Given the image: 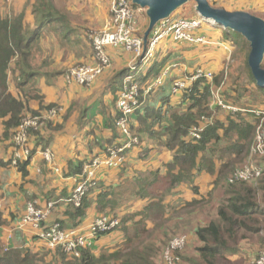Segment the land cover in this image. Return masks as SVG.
Segmentation results:
<instances>
[{"label":"crops","instance_id":"0c3cea01","mask_svg":"<svg viewBox=\"0 0 264 264\" xmlns=\"http://www.w3.org/2000/svg\"><path fill=\"white\" fill-rule=\"evenodd\" d=\"M209 1L216 5V7L230 12L240 11L250 14H252L251 12H255V16L264 19V0ZM109 5L110 0H89L84 3L82 12L87 10L86 7H90V13L85 18L93 15L96 20H103V22H97L99 25H95V23L88 28L94 30H102L104 28L109 20L107 13ZM134 13L135 20L138 23L137 35L144 38V34L149 26L147 9L140 7L134 9ZM181 18L176 16V19ZM33 19L35 22V17ZM66 22L67 20L63 23L66 25ZM55 25L57 26V24ZM72 30V28L67 26L62 28V31H66L69 34ZM62 31H58L57 29L52 31L47 26L45 34L48 38L49 36H55L53 32ZM90 31L93 30H88L87 33ZM87 33L83 32L82 25L77 24L74 35L68 38L63 37L62 39L64 40L61 41L59 46H56L55 53L47 48L45 41L43 42L45 36L42 38L41 50L43 48L44 55L40 60L39 58L36 60L39 76L34 83L31 82L34 86L33 89L31 87V93L32 96H37V93L43 97L32 98L29 104L32 110L35 109L34 111H38L39 108L32 106L33 99L39 105L41 101L46 106L51 104L57 105L58 115L65 118L59 119L60 121L56 120L55 122V124L62 125V128L52 130V141L50 144L54 155L52 162H46L41 153H36L28 168L30 176L26 180L11 165H8L5 169L12 170L0 169V174L3 171L10 172L12 180L14 179L12 183L0 187V196L3 198V203L0 207V252L4 250L6 245H8L7 250L11 248L30 249L33 253L47 252L50 254L56 251L51 250L46 242L33 236L31 231H18L14 237L12 236L13 242H11L10 240L12 239L8 238V230L5 229L6 224H10L11 222L15 224L22 218L27 209L26 205L34 203L36 206L46 207L48 204L53 203L55 207L49 219L46 220L47 226L58 221H63L66 230L78 231L80 235L87 237L89 243L96 241V249L92 250L96 256L103 255L107 250L112 255L129 241L137 242L140 240L147 246V249L153 252L152 259L154 263L163 264L162 254L166 249L164 245L168 246L174 237L181 235L187 239V246L182 254L183 260L181 264H198L194 260L200 259L201 254L199 249L205 245L198 236L199 230L209 229L214 226L213 224L221 223L220 210L224 201L233 195L230 194L228 196V191L224 188V183L227 180L225 177L219 176L220 169L228 163L229 157L225 155L224 159H219L210 154L205 158L203 163V167L206 168L203 170L193 169V182L181 184H173L171 182L169 165L174 161L175 153L165 146L160 126L167 119L171 118L173 113L186 109L187 106L182 105L179 97L173 96L172 109L167 115L163 113L164 117L161 122L153 121L152 118H149L148 125H152L150 131L144 132L143 129L140 132L141 145L134 147L127 154L125 153L126 158L123 167L102 168L98 172L95 188L90 193L91 205L86 212L85 218L70 219L69 206L66 199L76 188L80 177L67 175L66 166L68 161H80L86 157L106 156L105 151L109 146L105 145L106 142L115 139L113 129H115V119L118 113L117 103L123 91V77L127 72L130 74L129 66L134 61L133 54L123 47H107L106 52L110 57V63L104 68L102 75L89 89H82L78 84L68 83L66 81L68 73L66 76L64 75L68 69L75 65L80 66L87 63L95 65L92 64L94 62L93 56L89 55L88 57L90 49L87 42L89 41ZM229 33L230 31L223 28L220 32L216 30L215 26L206 25L197 35H206L214 40L219 38L226 40V35H229ZM58 47L64 50L65 53L60 52ZM185 47L193 49L185 50ZM223 47L224 50H220L223 52L228 51L231 55L232 51H229L226 46ZM206 48L208 46L173 42L170 39L161 41L154 58L155 60L149 64H145L146 67H142V74H139L142 93L168 67L171 70L165 86H171V89L176 80L183 79L188 75L186 73L192 72L198 67L214 71L221 69V63H218L221 61V57L215 59L214 55V60L218 62L212 61L210 58L212 54L208 53ZM71 50L75 51L71 52ZM46 52L48 55L45 57ZM180 53L184 62L180 66V73H178V70L173 69V66L169 63L172 54L179 55ZM167 56L169 57L166 63L167 66L163 67V60L165 61ZM155 61L163 68H161L162 71L160 69V75L156 77L153 75L155 73H146L149 69L148 67L154 64ZM52 65H55L56 68L52 67L48 73L44 71L46 67ZM15 67L16 64L12 62L10 69H15ZM124 72L125 74L123 75ZM11 74L9 73V79ZM147 74H151V76ZM14 76L11 78H14ZM16 76L20 79L19 74H16ZM146 78L147 80H145ZM52 82L56 86L62 84L65 89V93L62 94L60 100L49 98L45 91V95L40 93L44 90L41 84L50 85ZM228 83L232 84L231 81ZM28 91H30V88H28ZM158 94L159 92L155 93L152 97H148L149 94L142 95L146 101L144 104L141 103V106L133 116V121L138 123L139 126V115H151L154 109L164 110V105L159 100ZM86 98L88 99L86 100ZM154 98L155 100L152 101ZM243 111H249L250 115H252L250 116V121L254 124V114L251 113L253 110ZM223 117L224 115L221 114L217 119H223ZM1 126L2 130L3 125L1 124ZM254 140L250 143L248 155L251 152ZM117 141L116 139L115 142ZM101 142L104 145H100L99 143ZM11 143L10 141H6L5 144L0 146L1 151L5 154H11L8 157H0V162L9 164L15 157L16 151L11 146ZM220 143L222 146L225 144L223 142ZM102 146L106 147L104 151ZM173 174H177V171L174 170ZM48 183L52 185L43 190V185ZM10 184L13 185L12 189H8ZM261 184L260 190H264ZM39 187L42 188L41 191ZM106 192L108 193L107 197L103 196ZM259 202H256L257 207L253 210V216L262 215L260 221L264 224V205ZM101 215H108L119 219L121 227L98 239V237L90 235L89 228L94 219ZM235 219L238 218L236 217ZM69 224L71 227H69ZM221 226L224 227V224L222 223ZM260 227V229L250 227L251 230L249 228L239 230V227H234V231L238 229L236 230L238 232H235V239L228 237L226 229V233H223V235L229 246L224 259L220 260V264L222 262L233 264L235 259H237V255H245L243 264H252V262L258 260L264 253V241H253V244L243 233H249L250 231L261 232L264 230V226L261 225ZM210 239L212 240L213 237H210ZM233 254L235 255L231 256Z\"/></svg>","mask_w":264,"mask_h":264},{"label":"trees","instance_id":"16d2710c","mask_svg":"<svg viewBox=\"0 0 264 264\" xmlns=\"http://www.w3.org/2000/svg\"><path fill=\"white\" fill-rule=\"evenodd\" d=\"M32 5L35 8V27H33L30 23H26V17L24 13H21L18 16H9L2 14V9L0 11V119L2 120L4 128V133L1 138L2 140L12 142V147L16 146V143L13 142V136L19 131V127L23 124L24 119L29 114H32L33 118L39 117V123L45 124L41 129H28L27 134L30 135L32 150L27 159L21 161L17 168V170L24 177V180L30 176V171L28 168L36 153H39L40 150L50 146L52 141V130H58L62 128V125L55 124V122L50 118H44L42 116L52 115L53 112L58 113L56 109L57 105L51 104L46 106L44 105L43 101H41V109L34 111L31 109L29 103L32 98L43 97L37 93V96H32L31 93V90L34 88L31 82L35 81L39 76V70L34 64L35 50L39 49L47 26H49L52 31L56 29L58 31H62V28L66 27L64 26L65 24L63 22L67 20L62 11L59 10L54 4V0H35ZM212 5L216 7V5ZM138 8L140 7L133 4V9ZM174 14L171 16L173 19L176 18ZM55 24H57V26ZM62 32L64 34L68 33L66 31ZM226 36L227 38H230L229 35ZM205 37L211 42L210 45H204L205 47L208 46V48H206L208 51H210L213 47H221L219 44H227L231 49L236 48L237 52L234 56H237V58L241 57L242 63L247 68L246 74L240 75L242 80L247 79L248 85L253 84L254 90L257 94H251V97L261 98L262 103H264V89L258 87L248 64L251 51L250 44L247 41H244L243 44H240L232 37L230 39L226 38V40H222L220 38L214 40L213 38L206 35ZM168 58L169 57L167 56L165 61L163 60V67L167 66L166 63L168 62ZM231 60L234 61V57L232 59L231 56ZM14 61H16V69L20 73V79L17 78V86L18 91H21V94L18 96L11 92V87L9 84V71L11 70L10 64ZM232 65L233 64H231L230 67ZM142 67H146V65L140 64L137 70L134 72V75L138 81L140 80L139 74H142ZM148 68L149 69L146 71V73H155L153 74L155 77L160 75L163 69L162 66L157 63V61H155L154 64ZM204 69L208 71V69ZM194 71L186 73L188 74L187 76L193 74ZM223 71L226 72L225 70ZM127 73H123V75L125 74L123 79H125ZM148 76H151V74ZM226 79L227 80L225 81L223 77H219V79L215 77L213 81L202 79L194 83L189 90L184 91L180 95L176 96L179 97L182 105L187 106L186 109L178 113H173L171 118L167 119L160 126L161 134L165 140V146L170 151L175 153L174 161L169 165V177L171 178V182L173 184L193 182V169L197 168L203 170L206 168L203 167V163L205 158H207L210 154L213 157H218L219 159H224L225 155L229 157L228 163L225 166L223 165L220 169L219 176L225 177L227 180L224 183V188L228 191V196L230 194L232 195L233 193L234 195H232L231 198L226 199L223 203V206L220 210L221 223H215L213 224L214 226L209 229L199 230L198 236L205 243V245L199 249L201 254L200 259L194 260L198 264H220V260L224 259L226 250L229 246L224 238L225 236L223 235V233H226V229L228 232V237L231 239H235V232L238 230L235 229L234 231V227H239V230L244 228H249V230H251L250 227H248L249 225L247 222L252 219L251 217L254 214L253 210L257 207L256 199L258 198L259 193L258 188H260V184L262 182L263 183L261 184V187H264V171L263 177L258 179L252 185L249 183L240 182L236 184L237 187L233 185L236 188L231 190L233 186H230L228 183V180L233 175L235 170L243 166L249 156L248 152L250 143L253 139H255L256 124L254 115L253 124L252 121L247 120L245 114L240 115L238 112L235 114L230 112V114L226 115L225 119H217L216 121H213L212 124H209L202 133V138L200 140L193 141L189 139L190 129L193 127H198L201 124L203 118L210 117L209 105L211 103L210 99H213L214 91H217L219 88L226 85L224 91H220L221 97L226 103L237 106L233 98L235 97L237 101L242 100L243 94L241 88L238 87V78L234 76L233 83L231 82L232 84L228 83L229 81H232L231 78L228 80L226 77ZM145 80H147V78ZM166 82L167 79L164 81L162 86L157 88V92H159L158 97L164 105V110L154 109L151 115H139L140 126L133 120L131 122V131L139 137L140 142V132L143 131V129L144 132L148 130L150 131V128L152 127V125H148L149 118H152L153 121L161 122L164 117L163 113L167 115L172 109L173 93L171 86H165ZM30 87H32V89H30L28 93L24 92L26 88ZM155 90L149 93L148 97L155 95V93H157ZM154 100L155 98L152 101ZM145 101L146 100L143 98V96L140 97L139 107L141 106V103L144 104ZM240 106V108L243 110H249L246 108L245 104H241ZM253 108H259L256 110H263L264 104L261 106H255ZM253 108L252 110H254ZM46 112H48V114H46ZM119 117L120 113L118 111L117 117L115 119V129H113L115 139L106 142L105 145H109L107 148L105 147L106 155H108L109 148L114 147L117 144L115 142L116 139L121 137L118 133L119 131L117 127V121ZM220 142L225 143L224 146H222ZM99 144L104 145L102 142ZM105 148L102 146L103 151ZM129 151L130 150L126 151V154ZM123 156L126 158V155L123 154ZM94 158L95 157H86L80 161H68L66 166L67 175L73 177L79 176L81 180L85 165L90 163ZM261 160L262 159L258 160V164H261ZM238 162L240 163L237 164ZM11 164V162L9 164L0 162V166L3 167H7ZM174 170L177 171V174H173ZM94 186L95 184L88 188L85 196L81 200L80 207H76L75 204L71 202V198L76 188L72 194L68 196L66 200L69 206L68 209L70 219L73 218L74 220H77L85 218L86 212L91 205L90 193L92 192L93 188H95ZM103 196L107 197L108 193L106 192L103 194ZM236 217L238 219H235ZM57 223H59L62 228H65L63 221H58ZM222 223L224 224V227L221 226ZM107 234L108 233H100L96 237L99 239L101 236ZM210 237H213V239L211 240ZM134 243H136V245ZM141 243L142 242L140 240L137 242L129 241L127 244L117 249L112 255L107 252L101 256H96L91 248H84L81 250L80 257H72L63 252L62 249H56V251H53L50 254L47 252L33 253L30 249L21 250L11 248L7 251L3 250L0 252V264H155L154 260L152 259L153 252L147 249V246L144 248V250H141L138 246ZM164 248H167V246L164 245ZM182 254L183 253L177 254L181 260H183Z\"/></svg>","mask_w":264,"mask_h":264},{"label":"built area","instance_id":"2783aa9c","mask_svg":"<svg viewBox=\"0 0 264 264\" xmlns=\"http://www.w3.org/2000/svg\"><path fill=\"white\" fill-rule=\"evenodd\" d=\"M111 11L113 14V31L99 35L95 39L96 60L95 65L81 66L71 70L67 76L68 83H75L81 86H90L103 73L104 68L110 63V57L106 52L107 47L120 48L131 52L134 56L133 63L129 66L130 74L127 73L123 81V91L117 103V109L120 117L117 121V127L122 136L114 147L109 148L108 155L104 157H95L90 163L86 164L83 175L78 183L71 202L76 207L81 206V200L85 196L89 187L95 184L97 174L102 168H121L124 165V156L126 151L140 145V139L130 128L133 116L136 114L140 97L143 94H149L164 84L168 78L171 68H167L163 74L150 84L144 93L141 85L134 76V72L139 64H149L155 58L161 41L170 39L173 42H184L192 45H210L211 42L205 36H199L197 33L206 25L214 26L213 22L206 21L200 16L195 18H168L161 21L152 31L148 44L145 45L144 38L137 35L136 21L132 0H110ZM225 46L224 44H219ZM213 72L198 67L193 74L183 79L176 80L172 87L173 96L176 97L190 89L194 83L199 80H212ZM216 95V98H215ZM213 105L223 108L226 111H237L238 109L225 104L221 99L220 91L214 93ZM258 122L255 130V140L251 152L245 164L235 170L228 180L230 186L240 182L254 184L263 175V166L258 164V160L264 157V109L253 110ZM39 117L33 120L24 119L19 127L17 135L13 138L16 146H22L23 154L27 157L32 150V144L28 140V129L36 127L39 124ZM213 123V118H203L198 127H193L189 131V139L198 141L202 138V133L209 124ZM44 160L52 162L54 157L52 150H40ZM30 208L21 218L18 224L19 231H31L33 236L47 243L51 250L62 249L63 252L72 256L80 257L81 250L89 247L87 237L79 234L78 231L65 230L59 223L47 226V217L51 215L54 206L48 204L44 209H39L34 203H30ZM119 224L118 220H112L108 216H100L91 225L89 230L92 237L99 233H105L113 230ZM177 239V238H175ZM174 239V240H175ZM172 240L170 246L163 253L164 264H177L180 260L178 252L184 242L182 240ZM252 264H264V253L258 260Z\"/></svg>","mask_w":264,"mask_h":264},{"label":"rangeland","instance_id":"374dc122","mask_svg":"<svg viewBox=\"0 0 264 264\" xmlns=\"http://www.w3.org/2000/svg\"><path fill=\"white\" fill-rule=\"evenodd\" d=\"M35 0H0V11L2 9L1 12H3L2 14L4 15H9V16H18L20 15L21 13H24L25 14V17H26V23H30L33 27H35V22H34V10L35 8L33 7V2ZM86 1H89V0H54V4L58 7L59 10L62 11V13L65 15L66 19H67V24L64 25V26H67V27H70L72 28V32L69 34V33H62V32H53L55 34V36H49L47 38V35L45 34V40H43V42L45 41L46 42V46L48 49H50L51 51H53L55 53V48L56 46H59L61 41L64 40L62 39L63 37L64 38H68V37H72L75 33V28L77 27V24L79 25H82V29H83V32L86 34L88 30H93V31H90L87 33V37H88V40L90 41H87L88 42V47L90 49V53L88 54V57L89 55L93 56L92 58L94 59V62L92 64H96L98 59L96 60V51H95V39L97 36L99 35H102L104 33H108V32H111L113 31V14H112V11H111V4L108 6V9H107V13H108V17H109V20L108 22L106 23V25L104 26V28L102 30H94V29H90L88 27H91L92 24H95V25H99L97 24V22H103V20L101 19H97L95 18V16L91 15V16H87L85 18V16L90 13V7H86L87 10L85 12H82V8L84 6V3ZM253 15L255 14V12H251ZM175 16L177 17H182V18H187V19H190V18H194L196 16H198V13L196 11V4L195 3H187L186 5H184L183 7L179 8L175 14ZM136 21V20H135ZM137 23V21H136ZM94 26V25H93ZM138 23L136 25V28H137V34H138ZM62 28V26H61ZM216 30L220 31L222 30L223 27H220V26H215ZM79 29V28H78ZM224 29V28H223ZM232 33H229V37L231 36L233 39H235L237 42H239L240 44H243L245 40L244 37H242L240 34H237L236 32H233V31H230ZM222 34V33H221ZM44 38V37H43ZM81 38V37H80ZM77 39V38H76ZM83 39V38H82ZM62 45H63V42H62ZM226 47H228V45L224 44ZM234 47V46H233ZM60 49V52H64V50H62L60 47H58ZM193 48H190V47H185V50H191ZM220 49L224 50V47H219V48H211L210 51H208V53L212 54L210 56L211 60L214 61V62H218V61H215L214 60V55H215V59H218L219 57H221V61L218 62V63H221V69H216V71L214 70H208V71H212L213 72V78L211 81L214 80L215 77H217V79H219V77H223L225 79V81L227 80L226 77L228 78V80H230L231 78V82L233 83V80H234V76L236 78H238V84H239V88H241L242 90V94H243V97H242V100L240 101H237L235 99V97L233 98L234 101H235V104L238 106H235V105H230L229 103H226L222 97L221 99L226 103L228 104L229 106H232V107H235L237 108L238 110L237 111H226L225 109L223 108H219L218 106L216 105H213V102L214 100L213 99H210L211 100V103L209 105V116L211 118H213V121H216L218 116L223 114L224 117L223 119H225L226 115L233 113H237L240 114V115H243L245 114L246 115V118L250 121V113L249 111H243L240 109V105L241 104H245L246 105V108L249 109V110H252L253 107L255 106H261L263 105L264 103H262V99L261 98H252L251 97V94H257L254 90V87H253V84H249L248 85V81L247 79H243L241 78L240 75H244L246 74V67L245 65L242 63V59L241 57H238L237 56L235 57L234 55L236 54V48H229V50L232 51L231 53V56H232V59L234 57V61L231 60V57L229 58L230 56V53L228 51H221ZM41 45L39 46V49L38 50H35V54H34V64L36 65V60L37 58H39V60L43 57L44 55V50L42 48L41 52ZM75 51V50H74ZM73 50H71V52H74ZM226 53V54H225ZM47 52L45 54V57L47 56ZM183 58H182V54L180 53L179 55L175 54L171 56V59H170V65L173 66V69H177L178 70V73H180V66L181 64H183ZM16 63V61H14V64ZM233 64L231 67L230 65ZM88 65H91V63H87V64H82L80 66L78 65H75L73 67H71L70 69H68L66 71V73L64 74L66 76L67 73H69L71 70L77 68V67H81V66H88ZM140 65V64H139ZM143 65V64H142ZM55 67V65H52V66H48L44 69L45 72H50L51 68ZM233 68V69H232ZM223 70H225L226 72H224ZM11 72H9L11 74V77H13L14 75V78H11L9 79V84H10V90L11 92L18 96L21 94V91H18V81H17V76L16 74H20L19 71L16 69H11L10 70ZM224 72V73H223ZM53 74V73H52ZM64 76V77H65ZM54 77V75H53ZM186 77V76H185ZM184 77V78H185ZM34 83V81L32 82ZM38 83V81H37ZM61 84V83H60ZM62 85V84H61ZM54 85L53 82L52 84L50 85H43L41 84V87L44 88V90H42L40 93H43L44 94V91L45 93L47 94V96L51 99H57V100H60L61 99V96L62 94L65 93V89L63 87V85ZM80 87H82V89H89L90 86H92V84L90 86H81L79 85ZM226 86V85H225ZM225 86H222L221 88H219L217 91H224V88ZM249 87V88H248ZM31 89V87H30ZM158 89L155 90V92H157ZM26 93H28V88L25 89ZM154 92V93H155ZM216 91H214L215 93ZM214 93H213V98H214ZM45 95V94H44ZM54 96V97H52ZM215 98H216V95H215ZM88 98H86L87 100ZM237 101V102H236ZM255 102V103H254ZM32 106L34 108H39L41 109V105L38 104V102L33 99L32 100ZM253 109H259V108H253ZM262 109V108H260ZM35 110V109H33ZM46 111V110H45ZM46 114H48V112H46ZM57 114V116H56ZM44 118L47 117V118H50L52 121L56 122V120H61V119H64V117H61L60 115H58V113H52V115H49V116H45V115H42ZM34 119L36 117L33 118L32 114H29L26 116L25 119ZM59 120V121H60ZM258 122V119L256 117V124ZM1 124H2V120L0 119V146L2 144H5L6 143V140H1V137L3 136V133H4V128L1 130ZM3 125V124H2ZM43 125L45 124H41L39 123L38 126L36 127H31V128H36V129H41L43 127ZM2 131V132H1ZM119 131V130H118ZM120 136H122V134L120 133V131L118 132ZM17 135V133H16ZM14 135L13 138L16 136ZM28 140L30 141V135H28ZM117 140L119 141V137L117 138ZM224 144V143H223ZM222 145V144H221ZM15 151H16V155H14L15 157L13 158L12 160V164L11 166L13 168H18L19 166V163L21 161H24L26 160V155L23 154V149H22V146H13ZM47 149H51L50 146H47L45 149H43L44 151L47 150ZM11 150V148H10ZM8 156H11V154H5L3 151H1V147H0V157H8ZM13 156V155H12ZM264 157H262L261 159V164L264 168ZM53 160V159H52ZM240 162H238L237 164H239ZM2 168V169H1ZM6 167H0L1 170H12V169H5ZM1 175V182H0V187L3 185H7L9 183H12L13 180H12V174H10V172H6V171H3ZM263 177V175H262ZM261 177V178H262ZM264 178V177H263ZM263 180V179H262ZM261 180V181H262ZM260 181V182H261ZM259 182V183H260ZM49 185H52L51 183H48V184H44L43 185V190H45ZM252 185V184H250ZM12 184H10V187L8 189H12ZM237 187V185H235ZM236 187H232L231 190L233 188H236ZM39 190L41 191L42 188L39 187ZM259 190V193H258V198L256 199L257 203L259 202L260 204H263L264 205V190H260V188H258ZM38 191V190H37ZM39 192V191H38ZM234 195V193H233ZM4 196V194H3ZM67 201V200H66ZM2 203H3V198L0 196V207L2 206ZM259 205V204H258ZM4 206V205H3ZM27 209L32 207L30 206V204H28V206L26 205ZM37 208L39 209H44L45 207L42 206H36ZM26 209V210H27ZM26 212V211H25ZM24 215V214H23ZM50 216V214H49ZM49 216L47 217V219H49ZM252 219L250 221L247 222V224L252 227V228H255V229H260L261 225L264 226V224L260 221L262 219V215H256V216H252L251 217ZM97 220V218L94 219L93 223ZM21 221V218L20 220L13 224V222H11L10 224H6V228L8 230V238H11L12 239V236L14 237L15 234L19 231L18 230V224L19 222ZM92 223V224H93ZM91 224V225H92ZM69 227H71V225L69 224ZM121 225L118 224V229H120ZM117 229V230H118ZM245 234L244 236L247 237L248 239H250L252 241V243L254 244L253 241L257 242V241H264V230L261 231V232H255V231H250L249 233H243ZM11 236V237H10ZM177 239L179 240H182L184 242L182 248L179 250L178 253H183L186 249V246H187V239L184 237V236H181V235H178ZM175 239V240H177ZM175 240L173 242H175ZM11 242H13V239L10 240ZM96 241H94V243H89V247L91 248V250H95L96 249ZM136 245V243H134ZM140 247V249H144L146 248L145 244L144 243H141L140 245H138ZM256 246V245H255ZM257 247V246H256ZM255 247V248H256ZM8 248V245L5 246L4 250H7ZM33 252V251H32ZM108 252V250L104 253L106 254ZM236 254V253H235ZM235 254L231 255V256H234ZM245 255H240L238 256L237 255V259H235V262L233 264H243L244 261H245ZM182 260H179L178 264H181ZM221 264H228L227 262H222Z\"/></svg>","mask_w":264,"mask_h":264},{"label":"water","instance_id":"95a60500","mask_svg":"<svg viewBox=\"0 0 264 264\" xmlns=\"http://www.w3.org/2000/svg\"><path fill=\"white\" fill-rule=\"evenodd\" d=\"M132 3L147 9L149 26L144 34L145 45L161 21L170 18L187 3H195L200 17L213 22L214 26L240 34L250 44L248 64L258 87L264 89V19L248 12H230L215 7L209 0H132Z\"/></svg>","mask_w":264,"mask_h":264},{"label":"clouds","instance_id":"9594fccd","mask_svg":"<svg viewBox=\"0 0 264 264\" xmlns=\"http://www.w3.org/2000/svg\"><path fill=\"white\" fill-rule=\"evenodd\" d=\"M198 16H199V14H198ZM133 120V119H132ZM120 139V138H119ZM116 143H119V141H117ZM140 145H141V142H140ZM140 145H138V146H140ZM51 148V147H50ZM133 149V148H132ZM82 177V176H81ZM97 179V178H96ZM95 183H96V181H95ZM50 204H53V203H50ZM54 205V204H53ZM26 213V212H25ZM101 216H108V215H101ZM23 217V216H22ZM100 217V216H99ZM109 218H111L112 220H118L119 221V224L121 225V221L119 220V219H117V218H112V217H110V216H108ZM98 218V217H97ZM90 228H91V226H90ZM90 228H89V230H90ZM65 229V228H64ZM118 229V226L116 227V228H114L113 230H111V231H109V232H105V233H108V234H110V233H112V232H114V231H116ZM66 230V229H65ZM100 234V233H99ZM102 234V233H101ZM98 235V234H97ZM96 237V236H95ZM178 236H176V237H174L172 240H174L175 238H177ZM172 242V241H171ZM171 242L169 243V245L167 246V248L170 246V244H171ZM87 248H90V247H87ZM166 248V249H167ZM165 249V250H166ZM164 250V251H165ZM164 253V252H163ZM162 256H163V254H162ZM181 260V259H180ZM162 261H163V258H162ZM163 264H164V262H163ZM178 264V263H177Z\"/></svg>","mask_w":264,"mask_h":264},{"label":"bare ground","instance_id":"6f19581e","mask_svg":"<svg viewBox=\"0 0 264 264\" xmlns=\"http://www.w3.org/2000/svg\"><path fill=\"white\" fill-rule=\"evenodd\" d=\"M227 20V19H226ZM231 57V55L229 56V58Z\"/></svg>","mask_w":264,"mask_h":264}]
</instances>
